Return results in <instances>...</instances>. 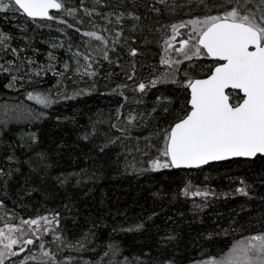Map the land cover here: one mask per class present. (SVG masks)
Masks as SVG:
<instances>
[{
    "label": "trees",
    "instance_id": "16d2710c",
    "mask_svg": "<svg viewBox=\"0 0 264 264\" xmlns=\"http://www.w3.org/2000/svg\"><path fill=\"white\" fill-rule=\"evenodd\" d=\"M58 1L53 19L0 12L3 264H187L264 234V155L153 169L189 80L216 64H170L169 38L233 7L259 22L264 0Z\"/></svg>",
    "mask_w": 264,
    "mask_h": 264
},
{
    "label": "snow or ice",
    "instance_id": "6c2138e0",
    "mask_svg": "<svg viewBox=\"0 0 264 264\" xmlns=\"http://www.w3.org/2000/svg\"><path fill=\"white\" fill-rule=\"evenodd\" d=\"M62 7L58 0H0V12L22 10L30 18L53 19L49 10ZM189 23L193 24V32L199 33L195 37L199 47L193 54H200L202 48L218 63L207 79L189 80L191 111L166 133L161 155L168 157L170 163L153 161L154 170L199 167L229 157L264 154V15L257 22L254 16L233 7L222 17L207 16L203 21ZM201 23L205 25L203 30L198 27ZM4 39L7 37L0 33V42ZM187 45V40L182 41L180 50ZM144 88V84L139 85V90ZM226 89L239 90L243 97L231 103L236 96ZM28 98L45 107L51 103L42 94L29 93ZM237 191L247 195L243 188ZM24 223L36 225L38 221ZM16 243L11 240L7 247ZM24 243L33 241L28 239ZM3 255L0 252V257ZM211 264H264V235L249 237L248 243L241 241L229 254Z\"/></svg>",
    "mask_w": 264,
    "mask_h": 264
},
{
    "label": "rangeland",
    "instance_id": "374dc122",
    "mask_svg": "<svg viewBox=\"0 0 264 264\" xmlns=\"http://www.w3.org/2000/svg\"><path fill=\"white\" fill-rule=\"evenodd\" d=\"M207 17V16H205ZM205 17L196 19L194 21H203ZM200 30H203L205 25L202 23L198 25ZM188 29V30H187ZM199 33L198 32H193V24H189L188 28H186V34L182 35L181 33L178 32V30L174 31L172 36L169 38V42L165 48L164 51V57L165 60H167L170 64H175L180 62L183 59L189 58V57H194V56H200L202 53H205L203 49H200V54L195 55L196 48L199 47L197 39L195 37H198ZM188 41V45L183 49H181V42L182 41ZM81 73H86L88 72V69L85 67V65L81 66ZM201 191L198 190V188H190L188 190V193L193 195L196 193H200ZM258 235H264V234H254V235H244L239 237L237 240L234 241V243L221 255L210 257V258H205L202 260H198L195 262L187 263V264H211L213 261H219L221 260L224 256L229 254L233 247L237 244H239L241 241L248 243V238L252 236H258ZM0 238V252H3L4 255H7L9 253L13 252V247L15 246L14 244L11 245V247H7V245L10 244L11 240H13V235L12 231L10 229H7L5 233ZM3 255V256H4ZM2 261L4 260L3 257H0Z\"/></svg>",
    "mask_w": 264,
    "mask_h": 264
},
{
    "label": "water",
    "instance_id": "95a60500",
    "mask_svg": "<svg viewBox=\"0 0 264 264\" xmlns=\"http://www.w3.org/2000/svg\"><path fill=\"white\" fill-rule=\"evenodd\" d=\"M58 2H59V1H58ZM58 10H59V9H50V10H49V15H51L52 12H56V11H58ZM21 11H22V10H21ZM24 15H25L26 17H28L26 14H24ZM29 18H30V17H29ZM33 19H47V18L36 17V18H33ZM203 51L205 52L206 56H207L209 59L218 62L214 57L208 56L207 53H206V51H205L204 49H203ZM216 65H217V63L212 67V69H213ZM212 69L210 70V72H209L208 74H206V75H204V76H200V77H194V78H192L191 80H204V79H207V78L211 75ZM188 90H189V101H190V99H191V89L188 87ZM228 90H232V89H226L227 92H228ZM237 91H239V90H237ZM239 93H240L241 97H243V93H242V92H239ZM189 101H188V105H189V110H188V112L191 111V105H190ZM188 112H187L182 118H180V119L177 120L175 123H173L172 126H171V128H172L176 123H178L180 120L184 119V118L186 117V115L188 114ZM171 128H170V129H171ZM170 129H169V131H170ZM257 155H264V154H257ZM234 158L252 159V158H254V157H229V158L226 159V160L234 159ZM168 159H169V158H168ZM169 161H170V160H169ZM221 161H225V160H221ZM212 162H219V161H210L209 163H212ZM205 165H206V164H205ZM201 166H203V165H200L199 167H201ZM173 168H175V167H173ZM180 168L190 169V168H197V167H180Z\"/></svg>",
    "mask_w": 264,
    "mask_h": 264
},
{
    "label": "flooded vegetation",
    "instance_id": "af4514ba",
    "mask_svg": "<svg viewBox=\"0 0 264 264\" xmlns=\"http://www.w3.org/2000/svg\"><path fill=\"white\" fill-rule=\"evenodd\" d=\"M215 62H216V61H215ZM216 63H218V62H216ZM229 91H234V90H228V92H229ZM235 91H237V90H235ZM238 93H239V91H238ZM240 98H241V95H240V93H239V96L236 97V99L231 100L230 102H231V103H237V102L240 100Z\"/></svg>",
    "mask_w": 264,
    "mask_h": 264
}]
</instances>
